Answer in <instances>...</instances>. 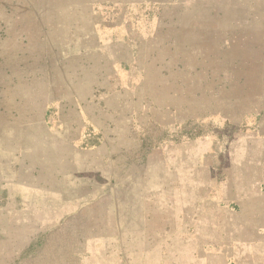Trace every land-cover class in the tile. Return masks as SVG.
<instances>
[{
  "label": "rangeland",
  "instance_id": "1",
  "mask_svg": "<svg viewBox=\"0 0 264 264\" xmlns=\"http://www.w3.org/2000/svg\"><path fill=\"white\" fill-rule=\"evenodd\" d=\"M0 182V264H264V0H0Z\"/></svg>",
  "mask_w": 264,
  "mask_h": 264
},
{
  "label": "crops",
  "instance_id": "2",
  "mask_svg": "<svg viewBox=\"0 0 264 264\" xmlns=\"http://www.w3.org/2000/svg\"><path fill=\"white\" fill-rule=\"evenodd\" d=\"M0 184H3L4 185V182L3 183H1L0 182ZM10 184L11 185H19V188H20V199H22V193L24 192V191H26V187H24V186H26V182H18V184H17V181L16 182H14V183H12V182H10ZM110 188L111 187H107V189H106V192H109L110 191ZM1 192V191H0ZM20 217H22V216H20ZM15 228V227H14ZM16 230H17V232L19 233V234H23V237H25V235L28 233V228L26 227V226H18L17 228H15ZM43 234V229L41 230V229H39V230H37V229H35V232H34V234ZM7 234H10V232H8L7 230H6V228H1L0 227V237H4L5 235H7ZM26 238V237H25ZM14 256H17V257H19V258H17V262H20V264H44V259H43V257L42 256H32V257H22L21 256V254L20 253H17V254H15L14 253ZM16 260V259H15ZM14 260V261H15ZM3 264H8V263H3Z\"/></svg>",
  "mask_w": 264,
  "mask_h": 264
}]
</instances>
